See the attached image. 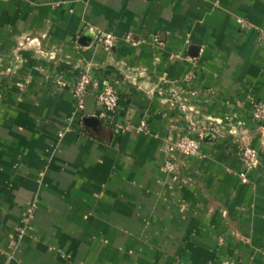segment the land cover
I'll use <instances>...</instances> for the list:
<instances>
[{
  "label": "crops",
  "instance_id": "crops-1",
  "mask_svg": "<svg viewBox=\"0 0 264 264\" xmlns=\"http://www.w3.org/2000/svg\"><path fill=\"white\" fill-rule=\"evenodd\" d=\"M86 70L115 113L55 81ZM0 92V264H264V0H0Z\"/></svg>",
  "mask_w": 264,
  "mask_h": 264
},
{
  "label": "built area",
  "instance_id": "built-area-1",
  "mask_svg": "<svg viewBox=\"0 0 264 264\" xmlns=\"http://www.w3.org/2000/svg\"><path fill=\"white\" fill-rule=\"evenodd\" d=\"M242 25H246L243 20H239ZM100 40L103 44L111 48L115 45V38L112 33H100ZM127 40H130L127 37ZM158 41V38H156ZM58 86L65 88L70 87L73 90L75 98L76 110L84 112L86 109V99L85 96L88 93L90 86H96L97 83L93 81V78L89 71H85L79 75L77 80L71 84L67 80L58 76L55 79ZM2 94L0 92V99ZM97 99L102 105V110L98 114L99 117L105 118L108 113H115L119 105V95L117 90L111 85L106 84L102 90L97 94ZM253 118L254 120L260 122L264 126V100H255L253 105ZM115 127L117 129H129V125L116 122ZM207 128V127H206ZM140 130H146V124L142 123L139 126ZM204 129V127H203ZM212 130H216L215 127L211 126ZM202 136V134H200ZM201 142L199 138L191 136H182L177 140L169 142L167 146V160L165 161V169L167 172L176 173L177 163L175 161L176 154L183 157H192L200 154ZM241 159L244 164V171L240 174L242 181L246 182L248 180V173L259 167L261 159L259 151L256 148L243 145L241 146ZM37 212V205L31 204L23 213V218L21 224L16 229V237L10 241V247H14L15 244L20 240L26 232L32 228V222L35 218ZM220 264H240L238 261L225 258Z\"/></svg>",
  "mask_w": 264,
  "mask_h": 264
},
{
  "label": "water",
  "instance_id": "water-1",
  "mask_svg": "<svg viewBox=\"0 0 264 264\" xmlns=\"http://www.w3.org/2000/svg\"><path fill=\"white\" fill-rule=\"evenodd\" d=\"M85 99H86V111L89 114H93L95 111V105L98 100L97 96L92 95V94H86Z\"/></svg>",
  "mask_w": 264,
  "mask_h": 264
}]
</instances>
